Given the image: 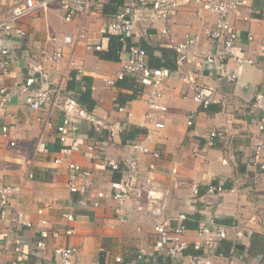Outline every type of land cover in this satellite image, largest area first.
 I'll list each match as a JSON object with an SVG mask.
<instances>
[{
	"label": "crops",
	"instance_id": "0c3cea01",
	"mask_svg": "<svg viewBox=\"0 0 264 264\" xmlns=\"http://www.w3.org/2000/svg\"><path fill=\"white\" fill-rule=\"evenodd\" d=\"M18 1L0 0V19ZM173 1L177 2V15L167 23H151L149 12L138 13L139 20L117 59L102 56L109 47L108 29L116 10L113 0H91L90 10L85 15L77 14L69 23L61 18L64 2L54 1L46 10H35L15 23L14 27L25 31V37H0V49L13 50L17 58L27 53L35 65L39 64L41 48L60 53L59 64L45 66L49 83H62L73 100L79 92L89 89L94 102L90 112L77 104L73 111L79 142L83 145L98 140L103 157L118 162L135 157L142 171L136 191L122 213H115V203L109 198L97 208L76 204L79 195L71 194L67 188L65 164L54 163L60 156L55 128L64 116L62 107L48 103L41 111L30 110L17 91L28 75L24 61H12L6 70L0 67V91L7 92H0V123L12 127L15 141L14 147L6 141L1 144L0 186L11 188L12 207L32 225L22 231L17 227L2 243L3 261L54 264V249L72 246L79 251L74 264H115L116 257L132 264H189L194 245L204 244L199 227L213 218L227 232L226 239L213 243V264H264V171L252 161L254 143L264 140V132L257 128L261 113L251 108L261 80L263 61L258 47L264 36V0H251L249 6L229 13L230 25L239 36V54L256 61V65L242 69L229 62L226 70L236 73L234 79L219 75L214 66L205 63L213 47L205 31L213 27L216 17L196 15L197 4L192 0ZM163 26L169 28L174 44L160 35ZM196 34L200 42L184 51L185 58L178 61L181 54L174 46L183 43L187 35ZM63 35L79 40L75 45L51 41ZM129 42L146 51L152 70L170 72L160 86L158 99L165 111L148 108L152 86L140 78L126 77L114 86L104 81L113 78L127 59ZM97 45L101 47L99 51L95 50ZM193 87L210 93L207 107L194 102ZM78 111L83 112L82 116ZM190 117L192 124L188 126ZM158 123L161 128L155 126ZM97 127L101 129L99 134ZM212 131L223 135L213 147L207 144ZM133 144L155 151L159 158L136 153ZM71 161L95 174L93 190L109 192L121 181V173L105 167L103 160L92 161L89 156L73 153ZM149 164L155 167L151 171H147ZM217 185L222 187L221 193H207L209 186ZM67 211L75 214L74 222L64 220L63 213ZM181 214L186 216L184 239L188 244L183 257L154 253V225L159 221L173 222ZM42 218L51 231L58 232V237L50 235L46 247L36 250L38 222ZM7 224L6 220L2 230ZM67 228L73 229L69 236L64 233ZM15 238L20 239L19 246L13 243ZM140 249L147 252L145 259L137 258Z\"/></svg>",
	"mask_w": 264,
	"mask_h": 264
},
{
	"label": "built area",
	"instance_id": "2783aa9c",
	"mask_svg": "<svg viewBox=\"0 0 264 264\" xmlns=\"http://www.w3.org/2000/svg\"><path fill=\"white\" fill-rule=\"evenodd\" d=\"M59 0H20L14 4L7 15L0 19V37H5L11 34L19 38L26 36L23 29L14 27L15 23L29 16L35 10H46L49 4ZM64 4L61 8V18L64 22H71L74 17L85 15L91 8V0H60ZM116 5V10L113 15L114 21L108 29L110 35H118L121 41L125 44L126 38H129L133 32L135 24L139 20V12H149L148 20L151 23L156 21L168 22L171 18L177 15V2L173 0H113ZM197 4L196 15L207 13L214 15L215 22L211 29L205 31V36L213 47L211 52L205 56V63L214 66L216 72L226 78H236V73L227 71L226 67L229 62H234L237 69H242L247 66L256 65V61L252 58L243 57L239 54L237 49L238 32L229 22L228 16L231 11H235L240 7L249 6L251 0H192ZM66 2V3H65ZM248 19V18H246ZM105 32L102 30V33ZM160 35L167 38L171 44L174 41L170 39V31L167 26L160 29ZM80 35L79 38H82ZM79 40V39H78ZM77 40V41H78ZM51 41L62 45H75L76 40L71 35H63L61 38L52 37ZM200 42V36L187 35L183 43L174 46L177 53L181 54L178 61L185 58L186 51L190 46L196 45ZM128 44V43H127ZM126 44V45H127ZM101 49L100 45L95 47L96 51ZM128 57L122 64L120 69L115 73L113 78L104 79V81L111 86L117 81H121L126 77L140 78L144 83H149L152 86L151 91L147 96L148 108L152 111H165L166 107L158 103L161 96L160 86L164 79L170 74L169 71L160 69L152 70L148 65V56L146 51L140 46L130 43L127 45ZM258 55L263 63L260 67L261 80L257 91L253 96L251 108L253 111L261 113L258 121V130L264 132V36L258 47ZM39 64H33L29 61L27 53L22 54L17 58L15 52L8 48L0 49V67L6 70L12 61H24L27 70L26 79L18 85V93L23 96V103L32 111H41L52 103L53 107H62L64 116L61 122L56 126L55 132L58 142L60 144V156L54 160L55 164H65L68 172L67 188L71 194H78L79 200L76 202L79 206H89L97 208L101 205L102 200L107 198L115 203V213L123 212L125 204L130 200L133 192L136 191L138 180H140L142 171L139 168L137 159L128 158L124 162H118L114 159L103 157V147L98 140L92 139L85 144L79 142V127L73 121V111L76 109L75 101L69 96L67 88L62 83H49V76L45 66L55 67L62 60L60 53L56 51H47L41 48L38 52ZM194 102L207 107L210 102V93L206 92L200 87H193ZM2 94H7L3 89ZM82 116L83 112L78 111ZM192 124L191 117L187 121V125ZM98 126H101L99 124ZM157 128H161L162 124H156ZM12 127L0 123V148L3 142H7L10 147L15 146V141L12 138ZM101 132L100 128H96ZM223 135L220 132L212 131L207 137V144L214 146L215 140H222ZM132 148L136 153L150 156L153 159H158L159 154L155 151H149L141 144H133ZM73 153H80L92 161L103 160L105 167L113 172H119L122 175L121 181L117 188L105 190H93L92 184L95 179V174L88 169H85L73 161L71 155ZM252 161L258 168L264 171V140L254 143V156ZM153 164H149L147 171L153 170ZM32 175L29 174L28 178ZM196 191V189H194ZM222 187L209 186L207 188L208 194L221 193ZM11 188L8 185L0 186V255L5 252L2 243L9 239L12 232L17 229L30 228L31 223L25 216L16 211L10 203ZM13 208V209H12ZM9 213L11 214L10 217ZM38 214L42 215L43 211L38 210ZM63 218L67 223H72L76 220L75 214L70 211L63 213ZM7 220L8 224L5 226V231L2 230L3 223ZM186 216L179 215L172 221H159L154 227V238L152 241V250L154 253L165 252L170 258H182L184 251L187 249V242L184 239L186 227L184 221ZM16 230V231H17ZM65 235L69 236L73 233L72 228H67L64 231ZM198 234L204 238L203 245H194L195 253L190 256L189 264H213L211 254L212 246L215 241H222L226 239V230L218 225L213 218L207 219L198 230ZM58 237L57 231H51L46 219L42 218L38 222V238L35 241L36 250H43L46 247V241L49 237ZM18 236V235H17ZM13 243L17 246L21 244L19 238H15ZM78 248L56 247L53 251L54 264H74V259L78 254ZM147 252L144 249L138 250L137 258L145 259ZM115 264H132L124 261L121 257L114 259ZM0 264H17L15 261H3L0 258Z\"/></svg>",
	"mask_w": 264,
	"mask_h": 264
},
{
	"label": "trees",
	"instance_id": "16d2710c",
	"mask_svg": "<svg viewBox=\"0 0 264 264\" xmlns=\"http://www.w3.org/2000/svg\"><path fill=\"white\" fill-rule=\"evenodd\" d=\"M108 38H109V47L105 52H103L102 56H104V58L117 59L119 52L123 47L124 43L121 41V37L118 35L116 36L108 35ZM125 40L126 42H128V39ZM74 101L78 106H80V108H82V110H85L86 112H90L94 107V102L91 99L89 89H85V91L79 92L78 95L75 97ZM99 133L101 132H98L97 134Z\"/></svg>",
	"mask_w": 264,
	"mask_h": 264
}]
</instances>
